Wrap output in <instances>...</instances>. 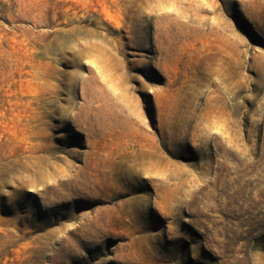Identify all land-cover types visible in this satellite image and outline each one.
<instances>
[{"label": "rangeland", "instance_id": "rangeland-1", "mask_svg": "<svg viewBox=\"0 0 264 264\" xmlns=\"http://www.w3.org/2000/svg\"><path fill=\"white\" fill-rule=\"evenodd\" d=\"M0 264H264V0H0Z\"/></svg>", "mask_w": 264, "mask_h": 264}]
</instances>
